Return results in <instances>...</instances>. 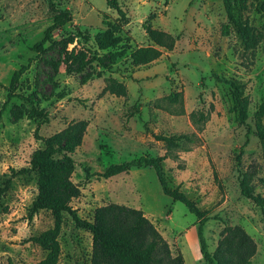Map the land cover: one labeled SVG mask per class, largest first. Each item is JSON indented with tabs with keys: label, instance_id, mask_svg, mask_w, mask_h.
I'll return each mask as SVG.
<instances>
[{
	"label": "rangeland",
	"instance_id": "obj_1",
	"mask_svg": "<svg viewBox=\"0 0 264 264\" xmlns=\"http://www.w3.org/2000/svg\"><path fill=\"white\" fill-rule=\"evenodd\" d=\"M263 1L247 0L237 11L263 35L253 51H246L232 27L222 34L227 22L222 0H57L73 20L39 52L33 46L53 21L47 1L0 0V181L11 169L29 165L32 152L43 146L40 137L85 119L82 143L71 153V180L81 191L71 206L79 217L91 220L96 207L110 202L141 209L173 255L181 253L185 264H205L196 216L162 192L151 167L99 175L113 163L169 153L175 157L162 162L167 185L206 211L208 249L213 251L225 225L237 224L257 244L250 264H264V208L244 197L238 182L242 172L254 171V193L264 197V142L256 132L257 123L264 126L257 117L264 99ZM150 14L153 27L171 33L176 42L149 64L134 65L131 53L152 44L142 26ZM94 56L101 62L75 70L81 59ZM22 66L27 69L17 94L8 99L7 87ZM108 76L126 85V96L102 93ZM223 78L243 85L246 124L235 118ZM172 93L179 94L177 102L168 99ZM28 95L47 112V120L32 114ZM200 113H208L207 119ZM191 114L201 121L194 124ZM36 193L31 173L12 178L0 212V264H35L44 256L29 237L51 227L53 219L46 210L28 217ZM91 238L64 212L57 264H89Z\"/></svg>",
	"mask_w": 264,
	"mask_h": 264
},
{
	"label": "trees",
	"instance_id": "obj_2",
	"mask_svg": "<svg viewBox=\"0 0 264 264\" xmlns=\"http://www.w3.org/2000/svg\"><path fill=\"white\" fill-rule=\"evenodd\" d=\"M46 1L53 13V21L46 28L43 38L33 46L39 52L43 50L45 42H52L55 31L62 29L73 20L72 13L59 6L57 0ZM246 2L247 0H222L227 22L223 23L221 31L223 35H228L232 27L240 38L244 50L253 51L263 39V35L249 23L248 19L243 18L240 13L238 14L237 11L243 9L247 5ZM262 9L264 10V1ZM153 17L154 15L150 14L142 25L152 44L141 46L131 53V60L134 65L149 64L156 60L164 50L174 48L176 38L165 30L153 27L151 23ZM92 60L101 62L97 56L86 60L83 58L75 70L81 72ZM26 69V66H22L14 72L7 87L8 99L17 94L16 90L21 74ZM89 77V74L84 76L82 82H85ZM222 81L230 87L231 110L235 118L240 123L246 124L248 100L243 95V85L234 79L223 78ZM105 92L116 96H126L127 87L115 77L108 76L105 78V85L102 90V93ZM27 98L33 107L32 114L42 116L44 120H47V112H43L33 104V96L28 95ZM168 99L177 102L179 94L172 93ZM190 117L194 124L201 121L194 118V114H191ZM207 117L208 113H200V118L207 119ZM257 117L259 120L264 119V99L259 105ZM87 126V120H76L48 137H40L43 146L32 152L29 165L18 170L11 169L9 177L0 181V212L2 198L10 188L12 178L28 172L34 176L37 187V193L29 207L28 217L32 218L41 210L48 211L52 216L53 224L51 227L29 237V240L37 244L45 253L35 264L58 263L61 253L58 235L64 212L72 217L77 227L91 233L89 264H185L182 254H172L167 240L141 209L110 202L96 207L91 220L82 219L73 209L71 201L78 198L81 191L79 186L71 180V175L75 169V161L71 153L81 145ZM256 132L264 142V126L261 123H257ZM165 140L170 145H177L173 137H166ZM167 157H175V155H169V153L159 156L144 154L128 161L110 164L99 175L109 178L127 172L132 167H151L156 174L162 192L173 201L183 203L188 211L196 216L199 251L205 264H250L256 253L257 244L253 237L240 225H225L220 231V237L213 251L208 249L204 234V225L208 218L206 211L201 210L179 188L168 187L162 165L163 160ZM253 176L254 171L246 170L241 173L238 179L240 193L256 205L264 208V197L254 193V187L251 184ZM167 212L169 213V210Z\"/></svg>",
	"mask_w": 264,
	"mask_h": 264
}]
</instances>
